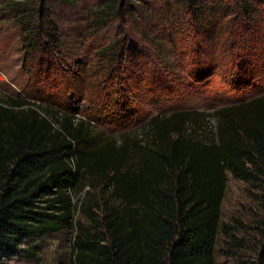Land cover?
Returning a JSON list of instances; mask_svg holds the SVG:
<instances>
[{
	"label": "trees",
	"instance_id": "1",
	"mask_svg": "<svg viewBox=\"0 0 264 264\" xmlns=\"http://www.w3.org/2000/svg\"><path fill=\"white\" fill-rule=\"evenodd\" d=\"M74 1L0 4V17L16 31L27 79L17 97L0 95V264L23 254L35 259L36 247L25 243L67 230L73 233L69 264H216L227 174L264 192V94L212 113L153 115L129 130L136 112L121 76L140 54L162 58L129 35V8L142 0H100L83 16L86 33L97 37L118 22L126 37L95 53L111 83L102 85L105 97L90 116L73 117L52 96L63 90L55 79L58 61L74 60L68 36L79 31L78 19L72 28L66 14ZM148 1L156 26L171 41L192 30L198 46L216 39L225 51L237 20L236 43L264 60V40L252 31L264 0ZM139 14L148 17L143 9ZM216 50L203 51L209 59L197 71L222 67L210 61ZM241 60L228 71L238 92L264 72ZM110 106L114 111L105 114ZM206 116L217 122L212 135L201 126ZM103 124L123 132L93 143L91 130Z\"/></svg>",
	"mask_w": 264,
	"mask_h": 264
},
{
	"label": "rangeland",
	"instance_id": "2",
	"mask_svg": "<svg viewBox=\"0 0 264 264\" xmlns=\"http://www.w3.org/2000/svg\"><path fill=\"white\" fill-rule=\"evenodd\" d=\"M2 2L3 0H0V4ZM148 2V0L139 2L142 7L130 6L129 11L133 17L129 19L128 31L129 35L141 41L146 51L158 53L162 59H147L145 53L144 57L140 54V57L134 61L135 64L122 76L120 75L127 88L128 93H126L131 96V106L136 112V122L129 127V130L144 124L153 115L176 111L212 113L219 107L246 102L264 94V62L261 61L263 56L256 52L252 56L247 55L249 52H243L240 44L236 43L234 28H237L239 21H234L229 36L231 41L225 51H219L222 44L216 42V39L198 46L195 42L198 37L192 30H188L184 37L174 36L171 41L172 35L168 31L162 33L156 26V19L152 18L153 12L148 7ZM99 3L100 0H75L74 5L66 11L67 24L72 28L76 27L78 19L79 31L71 32L68 36V41L73 45L71 55L74 60L68 61V64L58 61L57 66L61 73L56 75L55 79L63 85V90L56 92L52 97L58 102H64L73 117L90 116L101 97H105L101 93L104 89L102 85L108 87L111 83L110 77L103 79L107 69L100 66L95 53L108 43L126 37L122 34L123 26L118 22H115L109 31H103L97 37L86 33L83 16L89 9L99 6ZM142 9L148 13L147 18L140 16L139 11ZM260 9L262 15L252 31L255 33L254 36L264 40V6ZM214 49H217L218 55H214L215 58L210 61L222 67L212 72L197 71V66H202L200 63L209 59L203 51L212 52ZM184 50L188 51L182 55ZM136 52L138 55V51ZM240 59H242L240 63L243 62L247 69L252 67L257 71L259 68L263 72L259 80L255 79L252 85L242 92L234 90L236 86L231 83L232 77L228 73L229 68L234 69ZM168 64L172 65L173 69L165 68ZM20 68L21 52L16 31L10 21L0 17V95L17 97L27 83ZM204 73L211 75L206 78L202 75ZM174 90L175 92H172ZM112 111H114L112 106L103 110L105 114ZM216 123L213 118L206 116L201 126L204 125L203 128H206L204 132L212 135ZM91 131L93 143L103 135L123 132L122 128L113 124L94 126ZM76 200L74 198L73 203H76ZM223 226L227 228L226 233L222 232ZM72 237V230H67L34 243L27 242L23 247L29 245L36 247L35 259L26 258L23 254L22 257L10 258L1 264H69ZM263 249L264 192L234 179L228 173L221 206V226L215 243V262L216 264H261L259 256Z\"/></svg>",
	"mask_w": 264,
	"mask_h": 264
}]
</instances>
